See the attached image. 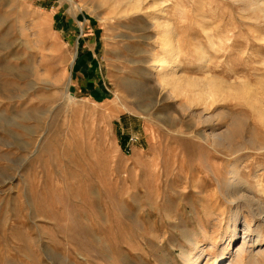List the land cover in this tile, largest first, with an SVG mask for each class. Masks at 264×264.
Here are the masks:
<instances>
[{
	"label": "rangeland",
	"instance_id": "1",
	"mask_svg": "<svg viewBox=\"0 0 264 264\" xmlns=\"http://www.w3.org/2000/svg\"><path fill=\"white\" fill-rule=\"evenodd\" d=\"M62 1L53 21V2L0 0V264H215L233 231L217 264H264V0ZM163 24L177 75L221 98L156 85ZM87 53L98 92L76 81ZM234 119L229 154L209 140Z\"/></svg>",
	"mask_w": 264,
	"mask_h": 264
},
{
	"label": "bare ground",
	"instance_id": "2",
	"mask_svg": "<svg viewBox=\"0 0 264 264\" xmlns=\"http://www.w3.org/2000/svg\"><path fill=\"white\" fill-rule=\"evenodd\" d=\"M64 1L69 3L70 6H72V4H73V2L71 0H68V1L64 0ZM141 7H142V0H130V2L126 5L125 9H123L125 12L124 14H126V16H127V15L135 14L138 12L140 13L141 10L143 9ZM44 15H42V16H44ZM36 17H37V21L39 22L40 27L43 26V28H44L43 24L44 23L47 24L48 21L45 22V20H43V17H41V14H39L38 12H36ZM46 24H45V27L48 25V24L47 25ZM158 28L161 31L159 44H161V46H163L164 48L167 47V49L166 48L165 49L168 50L167 51L168 56L167 57L162 56V57H157V58L153 57L154 61L150 62V63H152V65H153L152 67L154 70L151 78H153L156 81V85L162 91L164 89L167 90L166 91L167 99H173L175 94L186 96L187 93L192 94L194 97H196L198 99H201L203 96L221 98L222 97L221 95H222L224 88H221V84H219L217 81L213 80V81H210L207 83V82L199 81L198 79L197 80L186 79L183 76L177 75L178 74L177 70L179 68V60H178L179 54H178V48L176 46V42H175V40H173L174 39L173 34L170 31L171 29L169 30V28L165 24L162 25V28H160V25H159ZM159 100H160V98H159ZM193 103L194 102H192V99L190 98V100L188 101V105L187 104L181 105L179 109H182L181 110L182 112L187 111L188 109H190V107H192ZM257 114H258L260 120L264 121V114L262 112H260L258 109H257ZM206 121L208 122V120H206ZM244 131H245V127H244L242 120L234 119L222 136L215 135L213 137V139L211 137V140H209V141L211 142V144L214 147L223 149L224 151H226L229 154L238 153L243 149V147H242L243 144L239 143V139L241 138V136H243ZM204 139L206 141H208V138L204 137ZM249 141H250L249 143H251V145H253L254 147H258V149L259 148L264 149L262 143L256 144V142L254 143L253 140H249ZM230 184H231V181H230ZM230 184L225 185V187H224L225 193L224 194L229 199L228 203L233 205V202L235 200H232V199L233 198L235 199L236 195H239V197H238L239 199H245L244 193H247L248 191L245 188H243V190L239 189V188H238V190H235L236 185H230ZM245 186L246 185H243V187H245ZM241 190L243 192L240 193ZM255 202H254V205L257 207L254 209V211H253V209H251V211L253 212V214H256V216H260V213H264V211L262 210L261 205H258ZM259 204H261V203H259ZM246 206H248V205H246ZM249 206H251V205H249ZM234 217H235V215L232 216V219H234ZM232 222H233V228H235L236 220L234 219V220H232ZM262 222L264 223V220ZM226 239L229 240L227 242V245H226V246H228V245H230V243H233L234 240L237 239L236 233L234 231L231 232V235L226 237ZM241 239H242L243 245H241L242 247H240L238 249L237 254H236V256H237L236 259H238V257L242 256L244 254V252H246L248 250V249L246 250V248L244 246L246 238L243 237ZM190 245H192L193 248L196 250L197 247H196V244L194 242H190ZM226 246L223 247L222 250H219L221 252H220V255L218 256V258H216L215 264H217V261L222 258L224 252L226 251ZM202 255L203 254H200V257ZM197 257H194L191 254H182V261L185 264H198L199 262L197 261V259H198Z\"/></svg>",
	"mask_w": 264,
	"mask_h": 264
},
{
	"label": "crops",
	"instance_id": "3",
	"mask_svg": "<svg viewBox=\"0 0 264 264\" xmlns=\"http://www.w3.org/2000/svg\"><path fill=\"white\" fill-rule=\"evenodd\" d=\"M63 3L64 2L62 0L53 2L54 5H57L55 8L54 7L51 8V12H52L51 18L53 19V21L55 17L60 18L66 12V11L64 12L63 10L64 8ZM93 64H94V57L90 53H87L86 55H84L81 61L79 62L78 67L76 69V73H75L76 81L78 82V86H79V90L84 89L85 92L87 91L91 92V90L93 92L95 91L98 92L96 89L97 87L94 85V83L90 79L91 75L93 74V68H94V66H92Z\"/></svg>",
	"mask_w": 264,
	"mask_h": 264
},
{
	"label": "built area",
	"instance_id": "4",
	"mask_svg": "<svg viewBox=\"0 0 264 264\" xmlns=\"http://www.w3.org/2000/svg\"><path fill=\"white\" fill-rule=\"evenodd\" d=\"M27 2H36V1H41V2H44V3H52L53 0H25ZM68 1V0H67Z\"/></svg>",
	"mask_w": 264,
	"mask_h": 264
}]
</instances>
